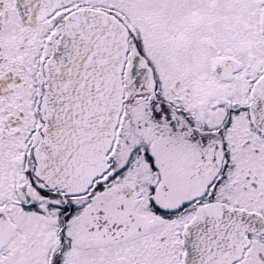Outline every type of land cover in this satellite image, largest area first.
<instances>
[{"label":"snow or ice","instance_id":"snow-or-ice-1","mask_svg":"<svg viewBox=\"0 0 264 264\" xmlns=\"http://www.w3.org/2000/svg\"><path fill=\"white\" fill-rule=\"evenodd\" d=\"M0 264H264V0H0Z\"/></svg>","mask_w":264,"mask_h":264}]
</instances>
